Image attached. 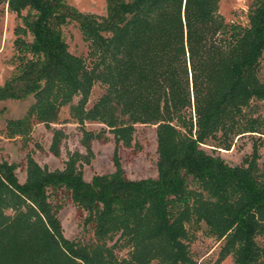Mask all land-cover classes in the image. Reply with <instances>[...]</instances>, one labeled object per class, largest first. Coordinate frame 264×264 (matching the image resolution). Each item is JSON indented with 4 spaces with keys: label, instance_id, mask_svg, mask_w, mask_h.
<instances>
[{
    "label": "trees",
    "instance_id": "trees-1",
    "mask_svg": "<svg viewBox=\"0 0 264 264\" xmlns=\"http://www.w3.org/2000/svg\"><path fill=\"white\" fill-rule=\"evenodd\" d=\"M104 2L105 13L96 15L65 0H0L19 20L0 100L33 98L22 117L7 121V132L25 138L69 105L78 123L104 125L83 131L89 152L106 131L116 146L129 147L134 125L151 124L157 175L128 178L116 150L115 169L90 180L78 153L54 170L27 153L23 182L17 163L1 160L0 264H195L190 246L201 222L221 241L219 260L264 264L258 145L240 165L203 146L230 149L235 137L264 135L256 105L264 100V0L249 6L246 24L227 21L220 0ZM70 22L88 43L89 63L68 49L63 27ZM95 83L103 92L87 107ZM59 143L54 135L55 155ZM60 189L85 213L90 241L64 236L61 203L50 200Z\"/></svg>",
    "mask_w": 264,
    "mask_h": 264
},
{
    "label": "rangeland",
    "instance_id": "rangeland-1",
    "mask_svg": "<svg viewBox=\"0 0 264 264\" xmlns=\"http://www.w3.org/2000/svg\"><path fill=\"white\" fill-rule=\"evenodd\" d=\"M84 13L103 15L105 13L104 0H65ZM254 0H220L219 11L227 21L241 24L247 23V11ZM19 23L16 15L6 6L0 5V83L9 75L13 68L12 59L15 54L13 40L14 28ZM64 37L71 53L82 56L89 63L88 43L83 39L76 23L70 22L63 27ZM260 79L264 82V56L260 60ZM103 86L95 83L88 98L87 107L102 94ZM78 97L73 99L77 102ZM33 102L32 97L22 100H0V161L17 163L16 175L20 182L26 177V154L31 153L34 160L49 170L62 169L65 161L73 153H78L83 177L90 180L94 174L112 172L114 167V152L124 169L125 175L130 179L156 177L157 152L155 126L151 124H135L131 146L122 144L116 146L110 132H105V138L91 140L88 152L82 144L83 131L98 132L104 127L96 121L78 123L70 114L69 105L61 108L57 122L45 125L36 123L29 134L9 137L6 123L9 119L20 118ZM258 113L264 117V100L256 102ZM54 135L60 139L59 153L53 154L50 149ZM256 142L259 150V169L264 171V135L253 134L235 137L230 149L214 150L213 146L203 145L211 154L220 155L230 165L242 164L243 158L252 152L253 143ZM210 143V142H208ZM52 203H61L58 212L64 236L80 242H88L93 237L90 226H84L85 213L80 210L63 189L51 193ZM205 224L200 223L199 228L193 229L194 238L191 242V255L195 264H235L232 257L226 256L219 260L221 241L208 236ZM260 245L264 248V234L258 236ZM121 256L126 250H117Z\"/></svg>",
    "mask_w": 264,
    "mask_h": 264
}]
</instances>
